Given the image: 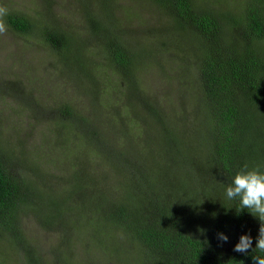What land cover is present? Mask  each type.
Segmentation results:
<instances>
[{
    "label": "rangeland",
    "instance_id": "374dc122",
    "mask_svg": "<svg viewBox=\"0 0 264 264\" xmlns=\"http://www.w3.org/2000/svg\"><path fill=\"white\" fill-rule=\"evenodd\" d=\"M243 1L221 0L213 8L232 11ZM0 6L28 15L35 24L43 20L68 38L67 49L58 54L37 37L11 31L2 18L7 31L0 34V161L43 197L36 194L19 213L18 240L0 231V264H138L132 247L124 256L110 250L113 245L127 250L116 232L105 242L107 258L98 259V248L85 241L98 237L99 225L74 229L98 217L93 207L114 203L124 193L128 197L132 182L155 188L150 171L178 157L174 146L192 154L193 176L185 186L215 180L201 163L209 141L195 133L198 128L207 136L211 127L197 121L203 115L200 106L195 117V94L182 80L188 76L176 49L177 44L189 61L201 53V39L191 29L176 37L172 15L148 0H0ZM92 23L106 24L104 40L130 48V64L122 68L124 73L136 69L130 79L103 57L102 34ZM114 25L121 35L114 34ZM227 36L235 43L240 37L238 30ZM194 74L193 68L191 78ZM65 107L71 113L67 119L59 112ZM249 120L243 141L256 157L264 151V117ZM169 170L176 182L173 177L181 173L175 163ZM142 193L145 205L150 195ZM64 194L71 198H64L63 212L55 215L41 204Z\"/></svg>",
    "mask_w": 264,
    "mask_h": 264
},
{
    "label": "trees",
    "instance_id": "16d2710c",
    "mask_svg": "<svg viewBox=\"0 0 264 264\" xmlns=\"http://www.w3.org/2000/svg\"><path fill=\"white\" fill-rule=\"evenodd\" d=\"M148 1L172 15L176 37L182 30L191 29L203 43L201 53L186 61L174 42L176 37L172 40L179 53L178 61L186 69L183 76H188L187 81L185 77L182 80L195 94V117L200 106L203 115L197 121L211 127L207 136L198 128L195 133L209 141L208 153L201 163L207 167L205 171L210 169L215 180L206 186L202 183L185 186L193 176L190 168L192 154L183 155L186 148L181 153L173 145L178 157L169 163L166 161L167 167L160 165L157 170L150 171V176L157 181L155 188L142 186L144 183L139 180L132 182L128 197L124 193L123 198L118 197L114 203L93 207L92 211L98 217L80 222L82 227L74 230H82L85 224L99 225L98 237L85 241L86 245L89 241L98 248V259L107 258L110 253L105 242L113 238V231L121 236L127 250L120 251L116 245L110 250L113 253L119 251V255L124 256L132 247L131 258H136L138 264H253V256L264 253L255 249L241 253L233 249L242 234L252 237L254 248L261 222L246 209L238 214L239 200H228L226 188L237 172L247 170L245 165L264 172V151L251 157L249 146L243 141L248 139V131H243L250 122L248 119L259 114L264 117V0H244L234 5L236 10L225 12L213 8L221 0H210L212 6L203 4L202 0ZM4 18L11 31L37 37L58 54L67 49L68 38L43 20L38 19L35 24L28 15H13L11 12H7ZM105 25H91L102 34L101 46L106 49L101 48L102 55L122 72L123 78L130 79L136 69L124 73L122 68L130 64L131 50L124 43L111 42L109 37L104 40ZM115 27L114 34L121 35ZM230 30L239 31L237 43L227 36ZM217 40L219 42L215 43ZM192 66L194 78H191ZM59 112L63 117L71 114L68 107ZM261 129L264 142L263 120ZM252 161L256 162L251 164ZM174 163L181 175L173 177L176 182H171L174 171L169 168ZM197 187L202 189V194L197 195ZM137 188L150 195L145 205L141 203L144 194ZM174 188L181 190L180 196ZM166 193L169 199L162 196ZM36 194H40L39 199L43 197L39 189L30 188L22 177L0 161V231L5 236L18 240L17 218ZM64 198H71L70 194L47 198L41 204L56 215L65 209ZM180 198L182 202H178ZM44 217L49 218V215ZM218 233L227 235L228 241H219Z\"/></svg>",
    "mask_w": 264,
    "mask_h": 264
},
{
    "label": "clouds",
    "instance_id": "9594fccd",
    "mask_svg": "<svg viewBox=\"0 0 264 264\" xmlns=\"http://www.w3.org/2000/svg\"><path fill=\"white\" fill-rule=\"evenodd\" d=\"M5 15H7V9L0 6V34L7 31L2 19ZM226 197L230 201L239 200V208H236L238 214L246 209L261 222L255 247L253 248L252 237L242 234L233 250L248 253L250 249L252 251L255 249L259 253H264V172L256 168L237 172L231 185L226 188ZM217 238L221 242L228 241V236L224 233H218ZM253 264H264V255L253 256Z\"/></svg>",
    "mask_w": 264,
    "mask_h": 264
}]
</instances>
